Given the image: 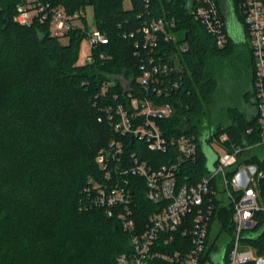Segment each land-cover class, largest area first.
<instances>
[{
    "label": "trees",
    "instance_id": "16d2710c",
    "mask_svg": "<svg viewBox=\"0 0 264 264\" xmlns=\"http://www.w3.org/2000/svg\"><path fill=\"white\" fill-rule=\"evenodd\" d=\"M24 1L0 0V264H116L119 255L131 252V237L116 215L110 217L96 204V183L104 176L96 159L112 140L122 139L105 120L106 107L124 104L129 93L146 95L138 77L148 51L139 29L150 18L175 21V27L167 28L174 39L161 36L154 55L177 67L170 77L178 88L168 99L177 112L161 123L167 152L151 151L146 141L135 137L123 138L124 152L155 167L180 158L178 178L183 184H196L211 171L203 145L210 148L225 132L230 136V141L220 143L225 150L260 140L255 114L248 117L256 104L252 50L235 42L227 29L226 44L218 47L191 15V0H150L148 5L145 0H129L130 9L124 7L127 0H47L70 13L93 6L94 25L108 36L107 45L92 50V63L79 64L81 43L91 29L87 17L84 28L65 36L69 42L64 45L49 34L46 24L15 22L17 6ZM238 1L225 0L224 5H236L235 19L247 36ZM239 52L250 62L252 90L237 85L232 100L240 106L226 109L217 98L218 67L222 59ZM148 94L155 99L153 90ZM221 113L229 123L218 118L213 124L211 117ZM183 135L195 137V158L178 149ZM263 151L264 147L255 149L244 162L264 171ZM129 180L134 219L144 227L157 207L147 197L144 179ZM259 189L264 192V178ZM232 210L217 207L212 223L217 220L230 233ZM255 217L259 234L246 242L263 254L264 211ZM187 241L178 234L173 248Z\"/></svg>",
    "mask_w": 264,
    "mask_h": 264
},
{
    "label": "built area",
    "instance_id": "2783aa9c",
    "mask_svg": "<svg viewBox=\"0 0 264 264\" xmlns=\"http://www.w3.org/2000/svg\"><path fill=\"white\" fill-rule=\"evenodd\" d=\"M149 2L145 0L146 5ZM238 4L254 61V117L258 121L260 140L251 144H232L231 150L218 153L213 171L207 172L196 184L179 181L180 158L177 163L155 167L140 160L136 154L125 155L123 138L126 137L143 139L151 151L167 152L169 144L161 123L177 112L168 101L178 88V83L170 77L177 67L154 55L161 36L166 40L174 39L167 28L175 27V21L150 18L138 31L143 37V49L148 51V58L142 63V74L138 77L146 95L141 98L129 93L124 104L106 107L105 120L122 139L112 140L96 159L104 172L103 182L96 183V204L104 207L110 217L116 215L131 237V252L119 255L116 264H264V253L258 254L246 242V238H257L259 234L255 230V216L264 211L257 198L264 171L244 162L255 149L264 147V0H239ZM188 7L194 19L215 38L217 46H224L228 39L227 21L219 0H191ZM234 7L236 9V5ZM16 14L15 22L19 25L29 26L37 20L48 25L49 34L58 38L84 28L82 23L87 17L84 10L70 13L64 6L47 0H25L17 6ZM86 34L91 52L109 43L108 36L97 28ZM92 62L91 53L87 63ZM124 86L130 90L129 83ZM152 90L153 100L148 94ZM99 120L102 121V117ZM252 133L248 130V134ZM228 141L230 136L225 132L218 144ZM177 146L183 156H197L195 137L183 135L178 138ZM130 176L145 180L147 197L157 207L144 227L134 219ZM219 206H232L230 233L223 230L217 220L212 223ZM178 234L188 237V241L173 248Z\"/></svg>",
    "mask_w": 264,
    "mask_h": 264
},
{
    "label": "rangeland",
    "instance_id": "374dc122",
    "mask_svg": "<svg viewBox=\"0 0 264 264\" xmlns=\"http://www.w3.org/2000/svg\"><path fill=\"white\" fill-rule=\"evenodd\" d=\"M224 1L225 0L222 1L223 13H226L228 19L229 17L233 18V16L235 19L236 18L235 17L236 13L234 12L235 9L231 5H229V3H227V5H224L225 3ZM124 7L125 9H130L131 2L127 0L124 3ZM229 10H231V12L233 13L232 16H230ZM85 12L87 14L86 16H87L88 23L91 27V30H93V28H96V26L94 25L95 11L93 10V6L92 7L88 6L85 9ZM227 27L232 37L238 38L241 44H243V47L247 46L251 48L250 43H249V38L245 36V33H243L242 26L237 19L235 20V22L234 20H230V23H228ZM61 40L64 45L69 42V39L67 37H63L61 38ZM79 54L80 56H79L78 63L79 64L87 63L88 56L91 55V47L87 40H84L81 43ZM218 73L220 76V88H219V94L217 97L219 105L223 108L225 107L226 109L229 107L234 108L235 106H238V105L240 106V104L232 100V96H233V93L238 88L237 85L242 86L243 84H245L246 89L252 90L251 81H250V78H251L250 62L247 59L245 60L242 53L240 52L236 53L220 61L219 67H218ZM254 112L255 111L253 110V112L251 113L253 115L251 116L250 114V116L248 117L250 118L253 117L255 114ZM218 118L225 124L229 123V121H227V119L225 118V114H222V113L221 115H218V117H215V119H212L211 117V120H212L211 122L213 124H216V121L219 120ZM210 148L211 150H214L220 154H223L225 152L223 147H221L216 140L211 141ZM257 198H258V203H260L261 208L264 209V192L261 193L260 191H258Z\"/></svg>",
    "mask_w": 264,
    "mask_h": 264
},
{
    "label": "water",
    "instance_id": "95a60500",
    "mask_svg": "<svg viewBox=\"0 0 264 264\" xmlns=\"http://www.w3.org/2000/svg\"><path fill=\"white\" fill-rule=\"evenodd\" d=\"M204 144V143H203ZM203 148H204V152L205 154L207 155L208 157V168L213 171L214 169V164H215V161L217 159V157L215 156V153L213 152V150H211V148H209L208 146L206 145H203Z\"/></svg>",
    "mask_w": 264,
    "mask_h": 264
},
{
    "label": "crops",
    "instance_id": "0c3cea01",
    "mask_svg": "<svg viewBox=\"0 0 264 264\" xmlns=\"http://www.w3.org/2000/svg\"><path fill=\"white\" fill-rule=\"evenodd\" d=\"M230 20H234V22H235L236 19L230 17L228 23H230ZM228 23H227V26H228ZM227 31H228V27H227ZM228 33H229V31H228ZM229 34H230V33H229ZM230 35H231V34H230ZM231 37H232V35H231ZM232 38L235 40V42H240V40H239L238 38H234V37H232ZM251 115H252V114H251Z\"/></svg>",
    "mask_w": 264,
    "mask_h": 264
},
{
    "label": "flooded vegetation",
    "instance_id": "af4514ba",
    "mask_svg": "<svg viewBox=\"0 0 264 264\" xmlns=\"http://www.w3.org/2000/svg\"><path fill=\"white\" fill-rule=\"evenodd\" d=\"M253 70H254V67H253ZM242 102L244 103V100Z\"/></svg>",
    "mask_w": 264,
    "mask_h": 264
}]
</instances>
